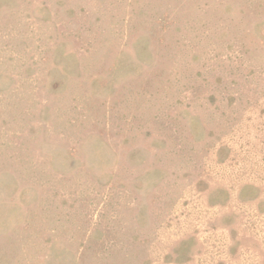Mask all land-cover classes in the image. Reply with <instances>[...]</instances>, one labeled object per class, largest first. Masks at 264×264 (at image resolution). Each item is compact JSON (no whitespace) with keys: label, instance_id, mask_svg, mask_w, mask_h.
I'll list each match as a JSON object with an SVG mask.
<instances>
[{"label":"rangeland","instance_id":"obj_1","mask_svg":"<svg viewBox=\"0 0 264 264\" xmlns=\"http://www.w3.org/2000/svg\"><path fill=\"white\" fill-rule=\"evenodd\" d=\"M0 264H264V0H0Z\"/></svg>","mask_w":264,"mask_h":264}]
</instances>
